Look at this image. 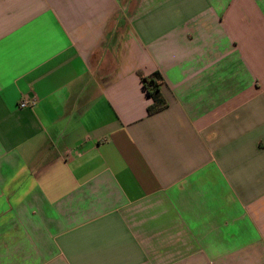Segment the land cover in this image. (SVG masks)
<instances>
[{
	"label": "crops",
	"instance_id": "1",
	"mask_svg": "<svg viewBox=\"0 0 264 264\" xmlns=\"http://www.w3.org/2000/svg\"><path fill=\"white\" fill-rule=\"evenodd\" d=\"M0 264H264V0H0Z\"/></svg>",
	"mask_w": 264,
	"mask_h": 264
},
{
	"label": "trees",
	"instance_id": "2",
	"mask_svg": "<svg viewBox=\"0 0 264 264\" xmlns=\"http://www.w3.org/2000/svg\"><path fill=\"white\" fill-rule=\"evenodd\" d=\"M143 86L153 102L149 107V113L154 114L167 108V102L162 94V86L165 84L163 76L156 72L150 76L141 77Z\"/></svg>",
	"mask_w": 264,
	"mask_h": 264
},
{
	"label": "built area",
	"instance_id": "3",
	"mask_svg": "<svg viewBox=\"0 0 264 264\" xmlns=\"http://www.w3.org/2000/svg\"><path fill=\"white\" fill-rule=\"evenodd\" d=\"M35 105V101L31 102L28 99H22V101H20V107L21 108H28L30 106H34Z\"/></svg>",
	"mask_w": 264,
	"mask_h": 264
}]
</instances>
